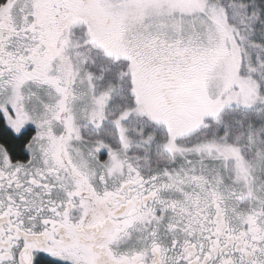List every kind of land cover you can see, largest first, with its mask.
Masks as SVG:
<instances>
[{
    "label": "snow or ice",
    "instance_id": "1",
    "mask_svg": "<svg viewBox=\"0 0 264 264\" xmlns=\"http://www.w3.org/2000/svg\"><path fill=\"white\" fill-rule=\"evenodd\" d=\"M0 264H264V0H0Z\"/></svg>",
    "mask_w": 264,
    "mask_h": 264
}]
</instances>
